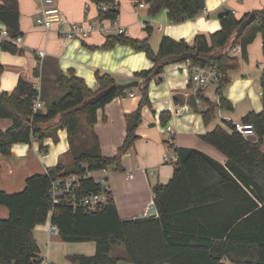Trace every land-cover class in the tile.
Listing matches in <instances>:
<instances>
[{
    "label": "trees",
    "instance_id": "trees-1",
    "mask_svg": "<svg viewBox=\"0 0 264 264\" xmlns=\"http://www.w3.org/2000/svg\"><path fill=\"white\" fill-rule=\"evenodd\" d=\"M111 3L114 0H92ZM148 5L150 16L162 9L174 23L196 17L206 7V0H136ZM255 20L245 28L240 37L236 34L242 23L252 13L241 18L228 10L220 16L221 28L210 35L197 34L192 44L163 36L159 49L150 44L152 31L143 39L124 34L106 37L103 48L126 44L144 51L153 62L148 70L136 72L143 79L137 87L142 95L138 108L126 116L127 134L123 146L114 157L102 154L99 140L94 135L92 149L73 153L72 163L58 164L47 172L27 178L25 188L17 193L0 190V205L8 207L10 215L0 219V264H39L40 248L33 230L45 224L51 213V223L57 227L65 242H96L94 255H73V264H118L120 258L111 255L112 249L123 245L127 259L134 264H224V258L234 264H264V73L261 79L263 109L251 111L242 119L255 130L256 140H249L234 127L225 123L201 135L227 157L225 164L196 148L176 147L178 162L173 176L166 184L155 187L154 206L158 216L122 219L113 196L108 205L97 212H87L64 202L54 203L51 196L53 180L70 174L83 176L77 192L89 195L100 192L102 187L88 173L115 165L122 169L121 158L133 147L142 122V108L150 104V80L160 76L167 65L187 61L193 65L216 66L220 78L217 93L219 101L207 100L208 109L203 111L206 124L214 118L217 108L231 109V103L223 94L230 82V72L238 69L239 61L231 53L237 45L246 54L248 45L257 33L264 36V8L253 11ZM102 19H117L119 10L110 8L99 11ZM0 20L11 37L22 35L19 0H0ZM147 28V26H146ZM2 48L18 52L19 45L12 40H2ZM1 74V69H0ZM98 88H90L73 69L68 73L58 71L55 82L64 95L47 103L46 110L34 112V102L42 91L21 79L10 93L2 91L0 84V118H9L12 126L0 129V152L10 156L15 143H30L34 138L45 149L44 140L59 129H66L70 144L80 133V120L85 116L92 128L98 121V110L127 90H105L118 84L113 74L96 71ZM93 100V101H92ZM165 119L169 113H162ZM88 177H85V176ZM238 198V200L236 199ZM241 207L238 216L224 217L219 214L205 217L204 210ZM201 225L200 229L193 225Z\"/></svg>",
    "mask_w": 264,
    "mask_h": 264
},
{
    "label": "crops",
    "instance_id": "crops-1",
    "mask_svg": "<svg viewBox=\"0 0 264 264\" xmlns=\"http://www.w3.org/2000/svg\"><path fill=\"white\" fill-rule=\"evenodd\" d=\"M119 16L116 24L110 19H102L97 3L92 0H55L62 16L68 22L87 24L99 23L112 30L108 33L97 31L83 40L67 39L59 35V23L45 30L37 23L41 13L38 0H19L20 27L22 43L18 52L2 48L0 34V84L2 91L12 93L21 79L33 84L42 91V110L49 100H55L61 89L55 82L58 71L68 73L73 69L94 90L98 88L96 71L114 75L118 83L134 80L136 72L148 70L153 62L144 51H138L130 45L116 44L112 48H103L106 37L117 34L118 28H124L127 36L143 39L152 31L150 44L157 51L163 36L176 40L184 39L192 44L197 34L210 35L221 28L220 13L231 8L237 18L244 14L264 8V0H206L207 14L203 11L194 18L180 23L170 21L168 10L162 9L157 15L150 16L148 5L139 7L136 0H114ZM219 18H211V16ZM143 24L147 26L144 27ZM6 28L0 20V32ZM155 29L157 31H155ZM45 53L44 57L39 52ZM232 53H234L232 51ZM240 56L239 67L230 72V82L223 90L232 108L218 107L214 118L206 124L202 112L207 110V100L219 101L218 86L209 89L206 85L199 90L191 82V60L169 64L164 72L150 80V104L142 108V122L137 129L139 138L132 148L121 158L122 169L109 166V175L105 184L108 186L122 219H132L149 214L154 205V191L158 184H166L173 176L175 163H166L164 154L171 150L170 143L176 147H190L201 150L212 158L225 164L227 157L213 145L201 138V135L213 130L217 125H225V120L242 122L249 112L263 109L261 79L264 73V36L257 33L248 45L246 54ZM238 56V57H239ZM218 81V80H215ZM219 85V84H218ZM62 90V89H61ZM134 93V96L130 94ZM65 94V93H64ZM62 96V95H61ZM142 95L137 87L128 91L98 110V121L90 128L85 116L80 120V133L70 144L66 129H59L54 135L44 140L45 149L39 141L15 143L10 156L0 152V190L17 193L25 188L26 180L34 174H41L48 169L65 164L69 166L73 153L92 149L97 136L102 154L114 157L123 146L127 134L126 116L134 112ZM52 102V101H50ZM169 113L165 119L162 113ZM9 118H0V129L6 131L12 126ZM174 130L170 140L167 127ZM171 150L170 154H172ZM133 173V178L127 174ZM99 171L88 173L98 176ZM238 200V198H236ZM241 207H221L218 210H204V217L219 214L224 217L238 216ZM10 215L8 207L0 205V219ZM158 216V212L157 215ZM51 213L45 224L37 225L33 234L40 248V257L53 264H73L70 256L94 255L96 242H65L59 232L52 231ZM200 229L201 225H193ZM111 255L120 258L118 264H134L127 259L123 245L115 246ZM224 264H234L227 257Z\"/></svg>",
    "mask_w": 264,
    "mask_h": 264
},
{
    "label": "built area",
    "instance_id": "built-area-1",
    "mask_svg": "<svg viewBox=\"0 0 264 264\" xmlns=\"http://www.w3.org/2000/svg\"><path fill=\"white\" fill-rule=\"evenodd\" d=\"M41 4V13L37 18V23L42 26L45 30L49 31L53 28L54 23H59L58 33L59 35L66 37L67 39H76L83 40L92 35L97 31H101L104 33L110 32L112 29L110 27H105L104 25L99 23L90 22L87 24L78 23V22H68L66 18L62 16V13L59 7L56 5L55 0H38ZM99 11H108L110 8H116L118 6V2L113 1L111 3H97ZM139 7H146L147 4L144 1L138 3ZM203 12L207 14V10L204 9ZM118 19V18H117ZM112 20L114 24H116V20ZM146 27L145 24H143ZM2 40H12L17 45L22 43V37H11L9 31L5 28L0 32ZM117 34H126V30L124 28H118ZM242 51V46L237 45L233 48L234 53H239ZM39 55L44 57L45 53L40 51ZM213 78L214 80H218L220 78V74L215 65L209 64L207 66L193 65L192 67V75L191 82L195 85V88L199 90L200 88L207 85V83ZM39 90V89H38ZM134 96V93L130 94ZM42 108L41 97L38 98L34 102L33 110L34 112L40 110ZM226 123L231 124L236 131L241 133L243 136L247 137L249 135L255 134V130L252 124L244 123V122H233L228 119L225 120ZM167 132L169 133L170 140L173 138L174 130L171 126L167 127ZM36 140V138H34ZM171 150H174L170 143ZM168 150L164 154V161L166 163H175L178 161L179 157L176 151ZM99 175L93 177L97 182L101 184V191L97 193H92L89 195L79 194L77 192L81 186V180L83 176L79 174H70L66 177H60L56 180L52 181L51 184V196L54 203H59L62 200L68 204H71L74 208H83L87 212H97L105 208L112 194L105 184L106 178L110 173L108 167L103 168L99 171ZM89 176V175H88ZM87 175L85 177H88ZM133 173L129 172L127 174L128 178H133ZM52 231L58 232L56 226L53 227ZM39 264H53L46 259H42Z\"/></svg>",
    "mask_w": 264,
    "mask_h": 264
},
{
    "label": "water",
    "instance_id": "water-1",
    "mask_svg": "<svg viewBox=\"0 0 264 264\" xmlns=\"http://www.w3.org/2000/svg\"><path fill=\"white\" fill-rule=\"evenodd\" d=\"M227 13H228V11H223V12L220 13V15H225ZM255 18H256V14L254 12H252L249 15V17L242 23V25L240 26V28L238 29L237 34H236V38H238V37L241 36V34L244 32L245 28L247 26H249L255 20ZM191 58H192V55L187 56V59L188 60H190ZM139 84H140V82L138 80H134V81H131V82H128V83H118V84H115V85L111 86L107 90H105L103 92V94H107L111 89H114V88H117L119 90L132 89V88L138 87ZM247 139H249V140H256L257 139V136L255 134L249 135V136H247ZM156 215H157V209L153 205L150 208V211H149V214L148 215L140 216V217H137V218H146V217L156 216Z\"/></svg>",
    "mask_w": 264,
    "mask_h": 264
},
{
    "label": "rangeland",
    "instance_id": "rangeland-1",
    "mask_svg": "<svg viewBox=\"0 0 264 264\" xmlns=\"http://www.w3.org/2000/svg\"><path fill=\"white\" fill-rule=\"evenodd\" d=\"M229 10H232L231 8H228ZM214 17H216V18H219L218 16H215V15H213V16H211V18H214ZM155 31H157L156 29H155ZM107 33V32H106ZM155 33V32H154ZM153 33V34H154ZM152 34V35H153ZM233 56H236L237 58H238V61H240V56L237 54H234V53H231ZM239 56V57H238ZM218 81H215L213 78H211V80L207 83V86L209 87V89H212V88H214V87H216V86H218ZM66 91H64V90H61V89H59V94L57 95V96H55V98L54 99H57V98H59L61 95H64V93H65ZM50 101H53V100H49V102H47V103H50ZM46 106H47V104L45 105V108L43 109V110H46ZM80 151H82V150H80Z\"/></svg>",
    "mask_w": 264,
    "mask_h": 264
}]
</instances>
